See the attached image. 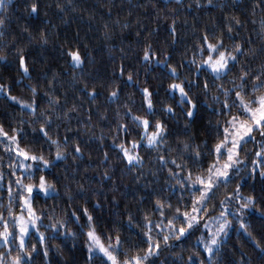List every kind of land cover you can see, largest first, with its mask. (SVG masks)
Instances as JSON below:
<instances>
[{
  "label": "trees",
  "instance_id": "trees-1",
  "mask_svg": "<svg viewBox=\"0 0 264 264\" xmlns=\"http://www.w3.org/2000/svg\"><path fill=\"white\" fill-rule=\"evenodd\" d=\"M31 2L33 0H10L7 10H0V16L4 17V26L0 29L4 33L0 36V54L7 57L0 60V84L8 85L11 95L23 100H31L28 85H35L36 100L41 108H48L45 93L51 92L59 97V103L51 111L53 120L49 134L61 141L66 159L54 161L44 173L55 183L57 194L37 196L33 201L37 213H43L38 226L47 238L44 245L39 244L35 229H30L27 250L31 251L32 244L37 247L26 259L28 264H104L102 254H91L89 259L85 244L88 224L84 208L93 217L92 223L105 244L108 235L120 236L122 243L118 255L123 259L125 254L132 255L146 247L142 235L143 217L149 213V219H161L154 208L156 199L172 203L173 209L166 211L167 216L172 215L178 204L182 210L184 204L190 206L187 190L183 193V203L178 200L180 186L168 173L169 168L176 171L171 158H175L176 164L186 161V169L193 173L199 172L201 167L206 168L212 159L207 153L217 140V121L225 119L215 110L220 104L212 99L213 95H220L221 100L224 98L215 84L231 87L230 77L238 75L242 66L250 68L253 73L264 67V0H211V3L199 0V4L197 0H35L39 6L37 14L29 13L26 5ZM226 15L229 20L235 16L241 21L239 26L233 25L230 34L224 28ZM173 21L175 34L170 30ZM221 30L224 31L225 44L231 46L234 40L239 41L245 51L239 55L228 76L213 82V77L207 72L199 74L200 81L209 80V91L205 94L199 82L191 88L189 95L197 102V108L195 117L189 120L183 114L186 106L177 103L179 93L175 97L169 94L168 85L174 77L165 65L156 61L166 59L168 65L176 67L179 73L177 82L195 80L196 65L191 60L194 54L197 59L202 58L195 52L200 36L208 32L211 37L212 34H220ZM41 33L47 37L46 43L40 41ZM149 43L158 55L151 62H145L143 51ZM69 48L80 50L84 60L81 67L73 68L68 62L65 49ZM17 49H22L21 54L26 57L28 75L19 68ZM164 53L168 56L165 57ZM121 65L124 69L122 75ZM129 74L131 81L128 80ZM85 83L89 88H96L94 99L80 91ZM248 83L251 84V77ZM145 87L152 93L155 110L154 117L149 118L163 120L166 135L164 143L155 148L142 145L138 151L143 157V166L130 168L115 144L121 139L139 137L136 131H131L129 137L122 132L117 135V124L130 123L125 116L128 108L135 114H146L141 92ZM185 87L187 89V84ZM112 88L119 89L117 98L108 96ZM166 104L173 106L174 115L162 111ZM73 105L75 110H72ZM66 110L67 116L64 115ZM40 122L18 101L0 93V124L4 130L17 135L22 147L42 150L46 157L54 155L55 146H49L38 131ZM134 128L130 124V130ZM12 129L22 131L13 133ZM254 136L256 140L260 139L258 133ZM64 137L68 138L67 144L63 142ZM5 144L7 142L0 138V173L3 176L0 179V212L7 217L11 203L14 213L23 212L27 216L26 209L20 208L21 191L14 183L23 170L18 164L15 168L9 167L17 157L14 150H5ZM75 144L80 145L81 153L73 151ZM184 144L190 147L185 149ZM257 147L259 145L251 139L244 144V149L250 150L241 152L247 156V163L234 173L227 187L221 185L217 189L216 198L210 201V211L204 214V219L222 210L219 199L226 192L233 191L236 183L242 185L244 195H255L256 207L264 210V177L259 175L258 166H255L257 171L254 175L249 174L254 167L252 161ZM195 150L201 152L198 160L193 154ZM158 156H165L167 162L161 163ZM28 182L25 177V183ZM226 202L236 206L234 200ZM213 203L217 205L215 208L211 207ZM73 211L79 220L71 215ZM129 216L133 221L131 224ZM49 217L63 219L75 235L64 228L55 233L45 228L43 225L50 222ZM228 218L232 225L211 264H264V254L243 231H237L238 222L234 216ZM247 220L250 231L264 243V217L255 209H249ZM9 224L11 228L10 219ZM210 224L216 226L214 222ZM200 231L197 229L179 241L171 240V247L162 246L159 255L149 257L146 264H186L193 248L197 247L196 237ZM204 235H208L206 230ZM45 246L49 250L47 258L43 255ZM7 247L0 242V252H5ZM197 250L201 259L207 255L199 248ZM16 254V244L12 243L11 255ZM4 259L7 264L8 257ZM205 264H208L207 260Z\"/></svg>",
  "mask_w": 264,
  "mask_h": 264
},
{
  "label": "snow or ice",
  "instance_id": "snow-or-ice-1",
  "mask_svg": "<svg viewBox=\"0 0 264 264\" xmlns=\"http://www.w3.org/2000/svg\"><path fill=\"white\" fill-rule=\"evenodd\" d=\"M10 0H0V10H7ZM211 3V0H207ZM199 4V0H197ZM30 14H37L39 12V6L33 0L29 5H26ZM175 22L170 25V30L175 34ZM239 26L241 21L233 16L229 20V17L225 16L224 28L227 33L230 34L233 29V25ZM4 26V17L0 16V29ZM3 31L0 30V36H3ZM40 41L42 43L47 42V37L41 33ZM19 68L25 75L29 74V67L26 63V57L21 54L22 49H17ZM242 44L239 41H233L231 46L224 42V31L221 30L220 34H210L208 32L202 33L195 52L200 53V59H197L195 54L191 60V63L196 65V79L195 80H179V73L176 67L168 65L165 60H157V64H163L168 69L170 75L174 77L173 82L168 85L169 94L175 97V94L179 93L180 105H185L183 114L189 118V120L196 115L197 102L189 95L191 88L200 83L202 90L205 94L209 91V80L207 78L200 81L199 74L201 72H207L213 77V82L219 80L222 77L228 76L232 71L233 66L238 61L239 55L244 52ZM207 53L203 56V53ZM65 54L68 57V62L73 68L81 67L84 63L80 50L69 48L65 49ZM158 53L152 50V45L146 44L143 51L142 59L145 62H151L152 58L157 56ZM165 57L168 56L164 53ZM7 57L0 54V60H6ZM123 66L120 67V73L123 74ZM249 77H251V84L249 85ZM128 80H132L131 74L128 76ZM231 87H224L223 84H215V87L223 94L221 100L220 95H213L212 99L220 104L218 109H215L219 114L224 115L223 122L217 121V140L208 149V155L212 159L208 162L206 168L201 167V170L197 173H193L191 169H186V161L181 164H176L175 158H171L172 163L175 165L176 171L172 168L168 169V173L171 177L176 178L175 184L180 186L181 196L178 197L180 203H183V193L185 190L189 192V199L191 201L190 206L184 204V208L178 204L172 211L171 216L166 215V211L173 209V205L170 201H164L156 199L154 208L159 212L161 219L159 221H153L149 219V213H145L143 239L146 247L142 251H137L132 255L125 254L123 259H120L119 252L121 250V238L119 235L115 237L108 235L106 237L107 244L104 243L102 237L96 232L95 226L92 223L93 217L88 212L87 208L83 209L84 215L87 217V230L85 235L87 237L85 244L89 252V259L91 254L98 250L103 254L105 258L104 264H146L149 261V257L158 256L162 246L171 247V240H182L186 236L191 235L197 229H201L200 235L196 237L197 247L193 248L192 254L189 255L186 264H205V260L208 264H211L213 257L219 246L222 244L223 238L228 235V230L232 225V220L228 217L234 216V219L238 222L237 231H243L247 237L252 241L260 253L264 254V243L261 242L250 231V222L247 220V214L249 209H255L264 217V210L256 207L257 197L252 194L244 195L241 192L242 185L236 183L235 188L231 192H226L224 197L218 201L221 211L215 216H208L204 219V214L210 211L209 203L215 200L217 195V189L221 185L227 187L232 180L234 173L243 165L247 163V156L241 155V152H247L250 150L244 149V144L249 140H253L255 144L259 145L255 151V157L252 161L254 167L249 174L254 175L259 167V175L264 177V67H260L255 73L250 68L242 66L238 75L230 77ZM51 83V82H50ZM187 84V89L185 85ZM32 97L31 100H23L15 95H11L10 88L6 84H0V93L7 95L8 99L18 101V103L26 108L32 116L40 120L38 131L45 137L49 146H55V154L48 155L41 151H32L29 147H22L19 141V137L15 134L9 135L4 130L2 124H0V136L5 137L9 143L5 144V150H14L16 153V161L9 165L10 168L18 167L23 171L18 177H16L14 183L21 191L19 197L21 203L20 208L26 209L27 216L23 212L14 213L11 207V203L7 208V217L3 212H0V242L7 245L5 252H0V264H6L5 257H8L7 264H28L26 257L30 258L36 251V244L31 245V251L27 250L26 237L30 229H35L39 237V244L44 245L46 235L40 231L38 222H42L43 213H37L33 207V201L37 196L48 197L49 195L57 194L55 183L47 178L44 174L52 166L54 161L66 159V152L61 147V141L54 139L49 134V128L52 125V114L54 106L59 103V97L51 94V92L45 93L47 99L48 108H41L36 100L37 87L35 85H28ZM88 97L95 98L97 90L95 87L89 88L87 83L80 89ZM144 97V111L145 115H138L132 112L130 108L126 109L125 116L128 117L129 122H120L117 124V135L124 133L125 137L131 135V131H136L137 138L133 139H121L120 143L115 144V147L122 153V158L127 161L128 167L143 166V157L139 154L138 149L142 145H146L149 148H155L158 145L164 143V137L166 135V125L161 119H150L154 117L155 110L153 108V102L151 99L152 93L145 87L141 89ZM108 96L110 98H117L119 96V89L112 88L109 91ZM75 105L73 109L75 110ZM39 109V111H37ZM163 112L174 115L175 109L172 105H164ZM68 112L65 111L64 115L67 116ZM57 115H59L57 113ZM119 115V113H117ZM91 119V117H89ZM31 123V121H29ZM130 124L135 128L130 130ZM37 129H34L36 131ZM22 131V129H12L13 133ZM254 133H258L260 139L256 140ZM64 144L68 143V138L64 137ZM115 142V138H114ZM185 149L190 145L184 144ZM198 148V146H197ZM73 151L77 154L81 153V147L79 144H75ZM194 157L198 160L201 156L199 150L194 151ZM107 157L108 153H104ZM157 159L161 163H166L165 156H158ZM37 173H40L37 175ZM182 173V175H179ZM108 175L107 172L104 173ZM25 177L29 182L25 183ZM2 173H0V179H2ZM139 179V177H137ZM9 197L12 198V188L9 185ZM234 200L236 206H230L226 201ZM217 205L213 203L212 208ZM71 215L79 220V216L75 211ZM11 220V228L9 224ZM50 222L43 225L45 228H50L53 233L61 228H64L66 232L71 235H75L71 229L67 228L66 222L61 218L49 217ZM166 221V223H165ZM214 222L216 227L210 224ZM179 222V223H177ZM133 223L131 216H129V224ZM207 231V237L204 235V231ZM155 231V236L153 235ZM16 244L17 254L11 255V245ZM202 250L207 255L201 259L200 251ZM48 248H43V255L45 258L48 256Z\"/></svg>",
  "mask_w": 264,
  "mask_h": 264
},
{
  "label": "rangeland",
  "instance_id": "rangeland-1",
  "mask_svg": "<svg viewBox=\"0 0 264 264\" xmlns=\"http://www.w3.org/2000/svg\"><path fill=\"white\" fill-rule=\"evenodd\" d=\"M9 135H13V134H10V133H9ZM0 138H2V139L5 140L7 143H9L5 137L0 136ZM210 223H211V222H210ZM215 227H216V226H215ZM215 227H213V229H214ZM26 240H27V237H26ZM92 254H102V253H100L98 250H96V251H94ZM102 255H103V254H102Z\"/></svg>",
  "mask_w": 264,
  "mask_h": 264
}]
</instances>
